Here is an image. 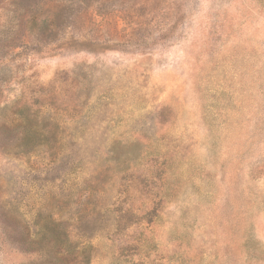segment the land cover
I'll return each mask as SVG.
<instances>
[{
  "label": "rangeland",
  "instance_id": "rangeland-1",
  "mask_svg": "<svg viewBox=\"0 0 264 264\" xmlns=\"http://www.w3.org/2000/svg\"><path fill=\"white\" fill-rule=\"evenodd\" d=\"M73 1L0 0V264H264V0Z\"/></svg>",
  "mask_w": 264,
  "mask_h": 264
},
{
  "label": "trees",
  "instance_id": "trees-1",
  "mask_svg": "<svg viewBox=\"0 0 264 264\" xmlns=\"http://www.w3.org/2000/svg\"><path fill=\"white\" fill-rule=\"evenodd\" d=\"M62 2H71L73 0H61ZM69 9V8H67ZM67 9L62 10L54 20L50 19L47 15L41 19L38 15H31L28 22L31 25V32L42 34L48 41H53L64 33L65 28L69 24L73 10L67 12ZM65 11V12H64ZM51 13L50 11L48 12ZM65 13V14H64ZM41 22V29L38 30V25ZM21 245L23 250L36 254L38 256L37 264H70L64 257L61 258V253L58 248H65V252L71 254L73 252V245L67 236L66 230L61 223H56L54 226L46 225L43 228L42 237L38 238V233H33L31 228L26 223L22 230ZM21 246V247H22ZM86 250H83V253ZM84 259H88L84 256Z\"/></svg>",
  "mask_w": 264,
  "mask_h": 264
}]
</instances>
